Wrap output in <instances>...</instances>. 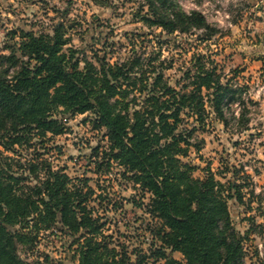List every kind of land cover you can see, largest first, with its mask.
<instances>
[{
	"label": "trees",
	"instance_id": "1",
	"mask_svg": "<svg viewBox=\"0 0 264 264\" xmlns=\"http://www.w3.org/2000/svg\"><path fill=\"white\" fill-rule=\"evenodd\" d=\"M133 16L151 31L131 32V54L112 63L106 56L88 60L82 48L70 47L63 22L49 31L19 27L6 34L0 51V264H63L45 253L20 256L19 247L34 256L47 231L77 246L78 264L144 261L142 255L133 262L104 234L106 222L89 205L95 200L89 178L71 177L47 156L52 138L67 131V119L81 114L106 138L105 148L90 153L97 167L116 164L149 195L144 210L157 224L146 229L159 243L152 256L165 264H246V238L234 228L229 201L247 204L254 193L250 176L228 164L217 172L210 164L200 168L191 159L204 143L198 134L214 123L248 129L247 107L255 102L236 81L242 70L228 76L210 55L193 52L171 85L165 71L173 61L165 64L159 52L138 55L130 37L158 29L155 36H166L160 44L197 32L206 41L218 30L177 0H141ZM198 169L202 176L194 175ZM225 173L230 177H217Z\"/></svg>",
	"mask_w": 264,
	"mask_h": 264
},
{
	"label": "rangeland",
	"instance_id": "2",
	"mask_svg": "<svg viewBox=\"0 0 264 264\" xmlns=\"http://www.w3.org/2000/svg\"><path fill=\"white\" fill-rule=\"evenodd\" d=\"M186 10H198L218 30L210 39L202 41L194 35H172V40L160 44L155 36L159 32L142 37H130L135 50L142 57H154L160 53L165 64L173 61L172 69L165 71L170 84L179 79L182 69L188 65L193 52L210 55L228 71L239 68L237 82L246 86L248 96L255 102L248 104V129L237 125L223 127L220 123L198 134L204 140L198 156L191 152L194 164L204 167L210 164L214 172L223 171L225 164L249 175L252 196H246L247 204L229 201L234 228L245 235V263L262 264L264 260V0H177ZM141 0H0V51L10 30L22 27L35 32L49 31L57 22H63L70 37L69 46L82 48L88 60L106 56L109 62L121 61L131 54V32H149L150 29L135 21ZM66 12V13H65ZM161 45V46H160ZM240 112L237 106L233 107ZM88 115L70 117L65 122L67 131L52 138L53 149L48 158L62 167L71 177L89 178L88 184L95 195L89 202L96 214L106 222L104 234L112 236L113 245L125 247L133 262L145 255L141 264H165L152 256L159 243L147 226H155L144 205L149 195L122 175L123 169L113 164L97 167L92 147L106 146L103 131L92 128ZM97 160L100 161L98 158ZM195 176H202L198 169ZM220 180L230 177L228 173ZM103 199H100L98 196ZM97 196V198L95 197ZM251 200V201H249ZM64 234L50 231L41 233L34 256H27L20 248V256L31 260L40 253L49 254L55 262L78 264L75 248ZM261 252V253H260ZM173 258L181 260L180 253L167 250Z\"/></svg>",
	"mask_w": 264,
	"mask_h": 264
},
{
	"label": "built area",
	"instance_id": "3",
	"mask_svg": "<svg viewBox=\"0 0 264 264\" xmlns=\"http://www.w3.org/2000/svg\"><path fill=\"white\" fill-rule=\"evenodd\" d=\"M261 253V252H260Z\"/></svg>",
	"mask_w": 264,
	"mask_h": 264
}]
</instances>
